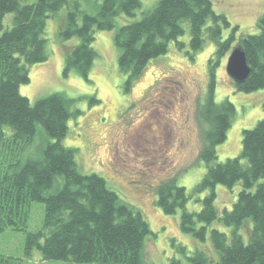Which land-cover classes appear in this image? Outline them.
<instances>
[{
  "label": "trees",
  "instance_id": "trees-1",
  "mask_svg": "<svg viewBox=\"0 0 264 264\" xmlns=\"http://www.w3.org/2000/svg\"><path fill=\"white\" fill-rule=\"evenodd\" d=\"M69 5V0H37L22 5L21 0H0V234L13 228L26 232L27 251L38 249L44 260L67 264H148L145 250L155 234L144 213L124 202L98 174H83L77 161L78 150L63 145L69 122L82 114L73 110L74 100L56 93L36 103L23 97L20 89L31 82L28 66L44 63L47 50V22ZM98 14L77 8L68 13L60 38H79L81 43L66 56L64 75L76 72L89 81L98 59L93 48L96 32L115 31L117 19L133 17L142 0H102ZM14 15L12 29L5 18ZM231 35L224 40L225 30ZM187 44L180 39L187 33ZM261 33L242 34L226 16L217 14L211 0H159L139 20L119 27L115 44L120 50L119 68L128 75L126 92L142 76L149 63L169 52L175 44L191 60L207 42L216 45L210 61L211 81L199 117L207 125L199 159L208 171L196 187L209 192L200 213L187 210L190 195L177 179L158 188L157 204L169 216L182 210L183 233L205 243L209 226L220 222L230 234L210 231L211 245L219 255L218 264H264V120L252 130L243 131L239 157L218 163V146L227 140L236 113L226 100L217 103L216 66L237 43L247 56L252 72L237 90L253 93L264 90V21ZM217 65H215L216 63ZM214 63V66L212 64ZM93 104H100L97 99ZM45 132L39 159L22 160L23 152L34 144L39 128ZM12 132H10L9 130ZM241 191L233 208L221 216L216 207L218 185ZM46 206L44 226L36 233L27 231L31 206ZM250 225L248 233L243 229ZM201 225V227H199ZM179 245V244H178ZM186 253L184 246L174 247ZM188 260L208 264V256L197 251ZM0 264H20L13 257L0 255ZM170 264H181L175 259Z\"/></svg>",
  "mask_w": 264,
  "mask_h": 264
},
{
  "label": "rangeland",
  "instance_id": "rangeland-1",
  "mask_svg": "<svg viewBox=\"0 0 264 264\" xmlns=\"http://www.w3.org/2000/svg\"><path fill=\"white\" fill-rule=\"evenodd\" d=\"M22 5L37 0H21ZM159 0H142V7L133 17L117 19L115 31L96 32L93 48L98 53L89 81L76 72L64 75L66 56L72 48L80 45L79 38L64 41L60 31L64 28L69 12L77 8L91 15L98 14L97 3L102 0H69V5L47 22V50L49 57L44 63L28 66L31 82L20 89L23 97L31 103L61 93L74 100L73 110L82 112L69 122V131L63 145L78 150L77 161L83 174H98L121 199L145 215L153 239L148 240L145 260L148 264H170L179 260L181 264H192L188 258L202 251L208 256V264H218L219 255L210 240V231L217 229L230 234L231 229L215 222L209 226L205 243L182 232L180 223L182 210L176 215H166L158 206V188L163 183L177 179L190 195L186 206L193 213L203 209L209 192L197 193L196 187L204 179L208 168L199 159L204 147L207 125L199 117L206 101L211 81V64L217 51L216 45L207 42L195 60L176 45L169 52L152 60L142 76L126 92L128 75L120 71V50L115 44L119 27L141 20ZM217 14L227 17L232 27H239V37L261 33L264 21V0H211ZM14 15L5 18V27L12 29ZM231 29L224 32L226 40ZM188 44L190 34L180 39ZM233 45L216 66L217 103L230 100L236 113L228 131L227 140L218 146V163L234 159L242 153L244 130L254 129L264 120V90L253 93L239 92L235 82L227 73V65ZM214 66V63L212 64ZM97 99L100 104H93ZM9 130V129H8ZM12 132L11 130H9ZM45 142V132L39 128L35 142L22 154V160L39 159L40 143ZM216 207L222 216L230 211L241 191L218 185ZM46 206L33 203L27 231L36 233L44 226ZM201 227V225H199ZM248 224L242 233H248ZM26 232L13 228L0 234V255L13 257L20 264H67L65 261L44 260L38 249L27 251ZM177 246H184L182 253ZM179 244V245H178Z\"/></svg>",
  "mask_w": 264,
  "mask_h": 264
},
{
  "label": "water",
  "instance_id": "water-1",
  "mask_svg": "<svg viewBox=\"0 0 264 264\" xmlns=\"http://www.w3.org/2000/svg\"><path fill=\"white\" fill-rule=\"evenodd\" d=\"M251 68L247 62V56L242 47H236L230 55L227 73L230 78L236 83H244L251 75Z\"/></svg>",
  "mask_w": 264,
  "mask_h": 264
}]
</instances>
